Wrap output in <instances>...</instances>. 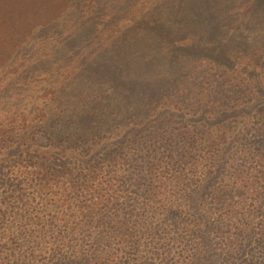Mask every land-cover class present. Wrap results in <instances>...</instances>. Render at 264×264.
<instances>
[{
	"label": "trees",
	"instance_id": "obj_1",
	"mask_svg": "<svg viewBox=\"0 0 264 264\" xmlns=\"http://www.w3.org/2000/svg\"><path fill=\"white\" fill-rule=\"evenodd\" d=\"M0 264H264V0H0Z\"/></svg>",
	"mask_w": 264,
	"mask_h": 264
}]
</instances>
